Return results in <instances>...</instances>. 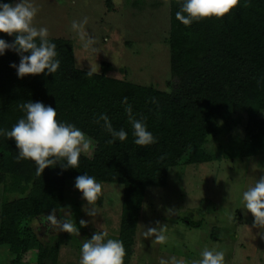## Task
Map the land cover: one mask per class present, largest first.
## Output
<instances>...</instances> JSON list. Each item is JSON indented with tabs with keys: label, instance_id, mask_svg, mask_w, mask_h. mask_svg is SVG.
Masks as SVG:
<instances>
[{
	"label": "trees",
	"instance_id": "obj_1",
	"mask_svg": "<svg viewBox=\"0 0 264 264\" xmlns=\"http://www.w3.org/2000/svg\"><path fill=\"white\" fill-rule=\"evenodd\" d=\"M169 2L170 90L110 76L108 61L102 62L101 72L89 76L90 70L77 65L74 42L66 37L49 36L61 61L56 74L19 78L11 64H18L20 56L12 50L0 56V129L11 130L24 115L19 104L41 101L57 109L58 120L75 124L95 142L92 156L81 155L79 168L65 170L58 162L36 176L31 160H16L14 138L0 136L3 191L28 193L4 198L0 211V245H9V254L17 257L15 264L34 248L37 264H58L60 242L44 244L30 223L42 213L63 208L67 185L79 175L87 173L99 182L123 186L117 239L126 250L125 264H130L147 190L165 187L170 170L180 163L218 159L219 150L208 143L219 131V121L224 123L236 109H245L248 126L237 154L240 158L264 154V119L259 118L264 112V0H241L225 17L190 26L176 19L178 0ZM144 3L133 0L135 5ZM107 5L111 7L112 0ZM0 37L15 39L7 33ZM124 97L137 118H145L156 143L141 147L133 142ZM101 113L109 116L114 128L128 132L124 142L109 143L112 137L101 127L103 122H94Z\"/></svg>",
	"mask_w": 264,
	"mask_h": 264
},
{
	"label": "rangeland",
	"instance_id": "obj_2",
	"mask_svg": "<svg viewBox=\"0 0 264 264\" xmlns=\"http://www.w3.org/2000/svg\"><path fill=\"white\" fill-rule=\"evenodd\" d=\"M105 1L33 0L39 9L34 24L47 27L49 36L70 37L71 22L87 17L85 40L75 33L79 67L101 72L102 62L108 61L110 76H125L137 83L170 90L169 0L167 4L165 0H142L144 6L121 0L114 12L107 10ZM88 38L93 43L85 47ZM259 118L264 119V112ZM248 120L245 109H236L224 121L226 124L219 121V131L210 136L208 144L219 150L218 159L191 165L180 163L170 170L165 187L147 190L132 264H194L206 248L223 251L224 264H264V230L253 226L254 217L241 203L242 192L264 176V154L244 158L237 154ZM91 141L88 156H92L95 147ZM100 183L103 194L96 201L95 217L84 211L87 202L75 188V181L67 185L64 211L56 210L57 219L71 215L80 229L79 235L49 228L39 223L40 217L30 223L44 244L60 242L58 264H78L81 243L96 231L106 230L109 238L117 239L123 186ZM27 194L4 193L0 183V211L4 198L13 200ZM186 218L199 221V225H189ZM81 219L88 221L87 226H80ZM148 228L157 230L145 237ZM160 234L166 237L163 242L156 239ZM9 252V245H0V264L16 263L17 257ZM31 253L38 259L37 248ZM28 260L35 264V258L29 256Z\"/></svg>",
	"mask_w": 264,
	"mask_h": 264
},
{
	"label": "clouds",
	"instance_id": "obj_3",
	"mask_svg": "<svg viewBox=\"0 0 264 264\" xmlns=\"http://www.w3.org/2000/svg\"><path fill=\"white\" fill-rule=\"evenodd\" d=\"M113 3L119 6L121 0H113ZM165 3L167 4L168 0H165ZM240 3L241 0H178L179 10L175 15L183 25L190 26L193 22L206 18L221 19ZM38 12L39 9L33 0H15L11 3L0 0V33L15 37L12 42L0 37V56L7 50H12L20 56L18 64L15 62L11 64L19 78L28 74H56L61 64L56 50L57 45L49 39V29L34 24ZM87 22L85 17L82 20H73L70 25L71 31L82 41L85 40L84 26ZM92 43L93 40L88 38L84 46L88 47ZM93 71V69L88 71V75L91 76ZM122 103L125 105L124 111L127 114L133 142L141 147L156 143L157 138L148 130L145 118L143 116L137 118L127 97H124ZM18 107L24 115L11 130L0 129V136L14 138L17 147L16 160H31L35 164L36 176H41L47 167L58 162L65 170L79 168L81 155H87L92 144L83 130L73 123L58 120L57 109L41 101L29 100ZM101 121L103 122L101 127L112 137L109 143L124 142L128 138V132L124 128L113 127L107 114L101 113L94 120L98 125ZM74 186L87 202L84 211L95 217L97 215L95 204L103 194V185L94 176L84 173L75 178ZM241 203L254 217L253 226L264 230V176L259 177L253 186L242 192ZM60 210L64 211L63 208ZM38 221L57 231L76 235L80 232L70 214L57 219L56 208L48 215L42 213ZM79 223L80 226H87L88 221L81 219ZM156 230L148 228L144 236L150 237ZM156 239L163 242L166 237L160 234ZM79 251L78 264H125L126 250L123 242L109 238L106 230L96 231L91 238L84 240ZM200 257L194 264H224L225 259L223 251L207 248L200 253Z\"/></svg>",
	"mask_w": 264,
	"mask_h": 264
},
{
	"label": "crops",
	"instance_id": "obj_4",
	"mask_svg": "<svg viewBox=\"0 0 264 264\" xmlns=\"http://www.w3.org/2000/svg\"><path fill=\"white\" fill-rule=\"evenodd\" d=\"M106 2H107V1H105V3H106ZM105 7H106V6H105ZM116 7H117V5L114 4L113 1H112V5H111V7H106V8H107L108 11H112V12H114L115 9H116ZM168 10H169V12H170V2H169ZM169 21H170V20H169ZM68 35H69L70 37H66V38L72 39L73 42H74V46H75V38H76L77 35H75V32H73V31H70V32L68 33ZM74 48H75V47H74ZM75 57H76V56H75ZM77 60H78V59L76 58V61H77ZM77 65H78V62H77ZM135 253H136V247H135V252H134V254L132 255V258H131V260H130V264H132V262H133V257H134V255H135ZM28 254H29V256H30V259H31L32 257L35 258V264H36L37 256H34V255L31 253V250H29L28 252H26V253L23 254V256H22V260H21V262H20L19 264H32V262H30V260H28V258H29ZM139 258H140V256H139Z\"/></svg>",
	"mask_w": 264,
	"mask_h": 264
}]
</instances>
